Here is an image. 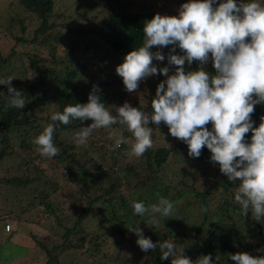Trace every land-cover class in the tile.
Returning <instances> with one entry per match:
<instances>
[{"label":"trees","instance_id":"obj_1","mask_svg":"<svg viewBox=\"0 0 264 264\" xmlns=\"http://www.w3.org/2000/svg\"><path fill=\"white\" fill-rule=\"evenodd\" d=\"M111 1L114 7L89 30L70 29L71 32H80L83 37L85 33H93L112 54L123 57L142 46L144 25L156 15V11H132L133 7L126 0ZM257 2L264 4V0ZM155 3L157 1H153L152 5ZM219 3L221 0H216L214 7ZM55 5L54 0L10 1L8 8L13 14L9 22L21 25V33L9 36L19 44L27 41L22 32L26 28L24 15L27 14L31 21L37 22L30 41L45 43L43 37L55 41L62 39L59 33L52 36L60 24L56 22ZM61 16L59 14V18ZM61 25L66 26V22ZM0 40L7 42L4 36ZM87 41L82 40L84 51L79 60H75L69 50L66 58L54 51L43 56L27 52L26 63L21 61L23 54L18 52V65L15 62L6 64L16 51L12 48L6 56L0 51V93H3L0 94V264H12L25 257L26 262L31 258V261L34 260L29 246L19 241L24 232L19 228L20 224L28 221L43 226L44 233L40 235L33 231L27 233L33 247L39 249L40 256L45 259L42 264H58L60 256L69 252L81 253L84 259L96 257L93 264H106L112 260L109 255L115 252L109 251V248L115 245L122 251L113 256L116 262L111 264H171L170 259H160L162 253L159 247L148 252L140 250L137 236L128 230L136 225L153 243L171 240L178 245L186 241L188 254L195 246L196 252L210 254L213 264H235L229 256L238 252L264 256V219L256 221L250 212L246 216L241 214L240 206L234 201L239 181L230 182L220 172L218 163L211 161V152L206 147L198 158L190 157L187 144L176 139L169 146L153 143V147L142 157L136 158L128 154L133 138L127 129H123V133L129 143L115 147L116 133L122 130L118 124L95 130L85 145L78 146L74 140L75 133L92 122L87 120L73 121L68 125L55 122L53 141L60 150L59 155L46 158L39 154L33 141L49 123H53L51 116L62 112L67 105L87 103L94 86L98 87L101 101L113 115L116 111L112 107L122 106L125 102L148 114L153 112L154 87L147 88L141 101H126L124 99L129 94L123 84L115 81L112 73L110 81H78L87 67L108 72L101 52ZM172 47H166L165 67L168 55L173 54ZM175 51L179 52L178 47ZM207 63L211 66L210 75H215L211 58ZM200 66L195 61L191 65L186 62L185 71H196ZM9 77L14 78L11 86L21 91L28 101L23 109L10 106L11 98L6 85ZM162 79L166 80L162 77L158 82L161 83ZM108 83L115 87H110ZM53 92L58 93L56 99L52 98ZM148 94L149 99L143 101ZM40 110L46 115L40 117L45 118L43 122L37 123L33 120H38L34 116ZM262 117L264 103L255 105L253 127L259 126ZM148 126L153 128L155 125L150 122ZM206 127L212 130L211 123ZM251 136V132L247 133L245 141L250 143ZM178 150L181 151V160L176 163L180 168L168 176L166 166L171 155H176ZM7 158L16 162L14 170L8 174L2 167ZM20 191L23 193L20 194ZM189 194L199 199L201 209H207L193 231L176 229L173 221L151 226L150 214H134V201L143 202L147 207L150 202L158 203L160 198L174 202ZM153 197L154 200H151ZM6 200L9 201L4 205ZM73 214L76 217L72 219ZM95 214L99 224L104 225L92 231L82 227L83 221ZM6 225L9 231L5 230ZM23 237L29 241V238ZM105 244L110 245L105 247ZM188 254L185 255L193 261L197 258ZM83 262L86 264V260Z\"/></svg>","mask_w":264,"mask_h":264},{"label":"clouds","instance_id":"obj_2","mask_svg":"<svg viewBox=\"0 0 264 264\" xmlns=\"http://www.w3.org/2000/svg\"><path fill=\"white\" fill-rule=\"evenodd\" d=\"M214 4L216 0H188L180 6L178 16L154 15L144 25L142 46L126 54L115 68L129 93L136 92L141 81L158 72L167 77L156 87L151 114L125 102L119 107L111 106L116 111L113 115L94 86L87 103L67 105L51 116L53 123L33 141L39 154L46 158L59 155L53 141L55 122L68 125L91 120L75 133L78 146L85 145L95 130L118 124L122 130L116 133L115 147L129 143L123 133L127 129L133 138L128 154L140 158L153 147V128L149 123H163L173 138L187 144L190 157L198 158L206 147L220 172L230 182L239 181L234 201L243 216L250 212L254 220L264 219V117L258 127H253L252 121L255 105L264 103V4L257 0L239 5L236 0H224L217 7ZM170 45L172 52L176 47L183 52L167 57L168 63L175 66L172 75L168 67L157 69L153 65L154 59L163 61L165 56L150 51ZM209 58L215 75L203 69ZM194 61L201 67L186 72L185 63L191 65ZM13 79L6 81L10 106L23 109L28 101L11 86ZM209 123L211 131L206 127ZM249 132L250 143L245 141ZM132 207L138 216L150 214L151 226L159 223L157 214L170 217L174 212L173 203L166 198H160L150 208L135 201ZM128 230L137 236L141 251L159 247L161 260L173 257L171 264H213L210 254L193 261L184 254V248L177 250L171 240L153 243L138 225ZM229 257L235 264H264V256L255 257L247 252Z\"/></svg>","mask_w":264,"mask_h":264},{"label":"rangeland","instance_id":"obj_3","mask_svg":"<svg viewBox=\"0 0 264 264\" xmlns=\"http://www.w3.org/2000/svg\"><path fill=\"white\" fill-rule=\"evenodd\" d=\"M10 1L14 0H0V38L2 36L5 37V40L7 42L1 41L0 40V51L4 56L8 55L11 49H15V54L8 60V63H14L18 65V59H19V53L23 54L25 56V53H37L41 56L44 54H47L51 51H54L58 56L66 58V52L69 50L70 54L74 57V59H78L79 55L83 54V42L82 40L86 39L88 40L87 42L91 44L92 46L97 47V49L101 52V55L104 59V62L106 64V67L108 69L107 73H103L100 71L95 70V68L87 67L85 71L81 74L79 77L78 81L82 82L88 79H94V80H100L104 81L108 79V81L113 78L111 76H114L115 81L117 83L122 82V78L115 72V68L120 65L125 56H119L112 54V52L107 49V46L98 38L94 37L93 33H85L84 37L80 34V32H71V29H78L81 31H86L89 30L93 25H96L101 18H103L107 13L110 12V9L114 7V4L112 5V1H93V0H54L56 5H55V11L56 14L58 15L56 17V22L60 23L58 24L56 28V32L52 33V36H56L58 33L63 36L62 39L59 41H55L52 38H45L43 37L42 40L45 41V43H37L30 41V37L33 35L32 32L35 29L37 22L34 20H30L28 15H24V24L26 26L25 31L23 32V36L27 37V41L25 43L19 44L18 41L12 40V38L9 36V34H19L21 33V25L16 24L15 22H9V17L12 16L11 10L8 8V4ZM153 1H157L154 5H152ZM159 1V2H158ZM243 0H236L237 4L241 3ZM126 2L132 6V11H143V10H155V14H160L162 16H178V10L180 6L183 3H187L188 0H126ZM221 2H224L221 0ZM215 4L213 5V7ZM15 10H17V7H14ZM18 10H21L20 7H18ZM59 14H62V16L59 18ZM66 22V26H62L61 23ZM71 28V29H70ZM83 37V38H82ZM40 39V38H39ZM58 42V43H56ZM178 51L173 52V54H178L181 55V51L178 48ZM152 52H161L163 55L167 53L166 47L162 48H156L153 47L150 49ZM21 57V61H25L27 63V56ZM79 60V59H78ZM153 65L159 68H163L166 65H163V61H157L153 60ZM161 65V66H160ZM171 65L168 63L167 67L169 68V75H172L175 73V68L174 66L170 67ZM201 67V66H200ZM203 69L210 74L211 72V66L210 63H206L203 65ZM167 79L166 76L159 74V72L155 75L149 76L145 78L143 81L140 82L138 89L136 92L129 93L127 97H125L124 100L126 101H133V100H142L143 94L145 91H147L148 87H154V89L157 87L159 84L158 80L160 78ZM163 80V79H162ZM164 81V80H163ZM115 82V83H116ZM116 83V84H117ZM110 87H115L111 86V83H108ZM111 89V88H109ZM150 92V91H148ZM155 93V92H154ZM58 93L53 92L52 93V98L56 99ZM146 100L143 99V101H147L149 99V94L145 96ZM52 109V107H51ZM46 113L42 110L38 111L37 114L34 117H37L38 120H33L37 123L43 122L45 118H40V117H45ZM176 139L173 138L168 131V128L166 125L161 123L159 126H154L153 127V143L156 146H163V145H170L173 144ZM181 155V151L178 150L176 152V155H171V160L166 166V172L168 176H170L172 173H174L178 168H180L176 161L181 160L179 157ZM16 165V162H14L11 158H7L6 160L3 161L2 167L4 169V172L8 174L11 170H14V167ZM170 174V175H169ZM23 192L20 191V194ZM9 193L6 194V197L8 199ZM26 198H28L26 196ZM154 200V197L151 199ZM6 200L3 204L5 205L7 203ZM199 199L196 198V196L193 195H183L182 197L177 198L173 203L174 205V212L173 215L170 217H160L158 214L156 215V219L159 221L157 226L159 225H166L169 221H173L176 224L174 227L176 229H182L184 230H190L193 231L196 227H198V224L201 222L202 217H203V211L201 209ZM152 205V202L148 204L147 207L150 208ZM2 207V203H0V210ZM76 217V214L72 215V219ZM43 223V220L41 221ZM67 224L69 221L66 222ZM104 224L101 223L99 224V220L97 219V215L95 214L94 216H90L87 218L85 221L82 223V227H86L89 231H92L93 229L95 230L97 227L103 226ZM26 232L23 236H26V238H29V241H26V239L23 236L19 237L20 242H25L26 245L29 246L28 249L31 250L32 253H34V260L32 258L28 260L27 262L25 259H19L16 260L15 263L12 264H42L44 262V258L40 256L39 254V249H35L33 247V243L30 240V237L28 236L27 233L29 231H33L35 233H44L43 231V226L35 221H28L20 224V227ZM22 230V231H23ZM83 235V234H82ZM81 235V236H82ZM110 245V244H109ZM105 244L104 246L107 247L109 246ZM177 245V244H176ZM189 246L187 245L186 241H183L177 245V250L180 248H184V254H188L186 252V249ZM114 248V249H113ZM195 246L191 248L190 254L199 258L202 254L199 252L195 251ZM116 249V250H115ZM112 250V251H111ZM109 251L113 252V255H109V258L112 260H109L106 262V264H111V262H116L113 256L119 252L122 251L119 248H117V245L112 246L109 248ZM20 252V251H19ZM18 253V252H16ZM188 254V255H190ZM195 258V260L197 259ZM170 261L173 259V257L169 258ZM24 260V261H22ZM60 263L58 264H84V260H86V264H93V262L96 260V257H87V259H84V256L81 253H73L69 252L68 254L64 256H60ZM194 260V261H195ZM96 264V263H95Z\"/></svg>","mask_w":264,"mask_h":264},{"label":"built area","instance_id":"obj_4","mask_svg":"<svg viewBox=\"0 0 264 264\" xmlns=\"http://www.w3.org/2000/svg\"><path fill=\"white\" fill-rule=\"evenodd\" d=\"M5 230L9 231V226L8 225L5 226Z\"/></svg>","mask_w":264,"mask_h":264}]
</instances>
